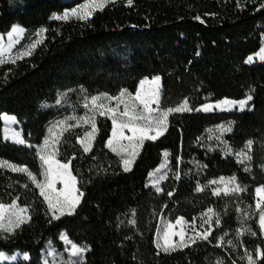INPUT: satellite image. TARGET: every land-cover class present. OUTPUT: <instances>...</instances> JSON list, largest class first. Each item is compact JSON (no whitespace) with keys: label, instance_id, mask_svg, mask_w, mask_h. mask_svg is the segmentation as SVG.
I'll use <instances>...</instances> for the list:
<instances>
[{"label":"trees","instance_id":"obj_1","mask_svg":"<svg viewBox=\"0 0 264 264\" xmlns=\"http://www.w3.org/2000/svg\"><path fill=\"white\" fill-rule=\"evenodd\" d=\"M86 1L0 0V34L19 26L30 42L44 31L28 57L0 65V205L18 204L30 217L0 229V255L44 264L47 245L62 251L66 234L83 255L61 264H264L253 212L256 190H264V61L247 63L264 46V0H121L86 20L55 19ZM153 78L161 79V109L187 102L193 111L173 114L129 169L108 147L109 118L95 117L90 151L79 142L88 129L66 133L55 156L70 165L82 201L55 216L40 190L35 146L61 114L60 96L136 93ZM225 99H249L252 109L195 111ZM5 115L22 124L31 147L5 139ZM165 154L169 172L156 188L150 176ZM209 211L218 221L206 238L158 248L162 220L193 223Z\"/></svg>","mask_w":264,"mask_h":264},{"label":"rangeland","instance_id":"obj_2","mask_svg":"<svg viewBox=\"0 0 264 264\" xmlns=\"http://www.w3.org/2000/svg\"><path fill=\"white\" fill-rule=\"evenodd\" d=\"M70 1V0H63ZM121 0H87L80 6L57 16L58 21L71 19L86 20L95 12L107 5ZM44 31L36 33V38L30 42L32 33L22 27L15 26L9 33L0 34V65L15 62L28 57L40 45ZM264 61V46L250 56L247 63L256 65ZM162 83L160 78L143 80L136 91H122L117 96H88L82 90H72L60 96L56 108L61 114L51 122L43 143L35 146L40 157L44 178L39 184L51 212L55 216L73 213L82 201L77 181L73 177L70 165L59 162L55 156L63 136L79 128L88 129L84 137L79 139L85 151H90L96 138L97 130L94 119L104 116L112 121L113 129L108 141L109 149L121 159L125 169L131 168L148 140L157 139L165 134L170 118L176 113L192 112L190 105L183 102L171 109H161ZM252 109L249 99L235 101L225 99L221 102L207 103L197 108L196 112H241ZM5 139L20 145H28L23 136V126L14 116L5 115ZM168 155L165 154L162 165L151 174L150 183L158 188L169 172ZM253 212L257 215L258 224L264 232V190H256V203ZM214 211L205 213L200 219L189 223L183 218L175 221L162 220L157 232V246L161 251L169 252L184 248L195 240L206 238L218 221ZM28 211L18 204L0 205V229L13 231L29 221ZM64 249L58 250L47 245L43 252L44 264H61L68 259H80L83 251L72 243L66 234L60 237ZM28 256L16 253L13 256L0 255V264H15ZM254 259L248 257V263Z\"/></svg>","mask_w":264,"mask_h":264}]
</instances>
